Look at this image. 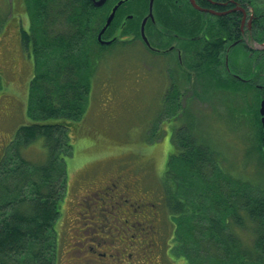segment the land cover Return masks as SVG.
I'll use <instances>...</instances> for the list:
<instances>
[{
	"label": "trees",
	"instance_id": "16d2710c",
	"mask_svg": "<svg viewBox=\"0 0 264 264\" xmlns=\"http://www.w3.org/2000/svg\"><path fill=\"white\" fill-rule=\"evenodd\" d=\"M15 1L20 14H26L29 20V30L21 29L20 40L23 50L34 60L35 74L27 104L32 124L21 126L0 154V264H60L59 227L69 197L66 158L73 155L70 126L84 121L93 76L104 48L143 42L141 17L148 7L144 0L122 5L103 35L105 41L113 40L107 45L99 42L98 33L118 0H108L102 7L95 6L92 0ZM133 4L144 10L133 8ZM159 5L164 11H160L156 23L149 21L146 25L152 47L157 46L156 41L166 43L167 29H181L179 7L171 11L163 8L161 2ZM11 7L12 2L9 11ZM130 14H134L132 19L128 18ZM6 22L7 19L0 21L4 27ZM154 31L161 38L153 41ZM145 48L152 54L169 56L151 51L146 44ZM176 63L180 67V61ZM173 71L180 73L179 68ZM172 89L164 96L161 121L174 123L165 133L159 132L163 124L155 123L145 147L150 148L163 136L170 145L165 167L163 162L153 164L160 185L152 194L159 199L165 224L169 220L171 224L167 226L171 232L161 229L163 234H172L173 241L168 249L166 244L162 246L167 253L165 263L264 264V185L244 173L251 168L264 174V153L257 146L254 153H249L250 147L247 151L244 148V162H236L226 147H216L203 136L202 124L191 107L181 106L180 88L175 83ZM40 138L48 148V158L31 162L23 150ZM243 138L237 132L236 139ZM222 144L228 146L226 142ZM134 226V235L139 231V236L153 229H147L146 224ZM76 232L82 245L79 250L87 253L85 257H99L102 251L91 249L85 230L77 227ZM143 241L136 243L142 248ZM96 245L100 248V243ZM73 249L77 250V246L72 243L70 251Z\"/></svg>",
	"mask_w": 264,
	"mask_h": 264
},
{
	"label": "rangeland",
	"instance_id": "374dc122",
	"mask_svg": "<svg viewBox=\"0 0 264 264\" xmlns=\"http://www.w3.org/2000/svg\"><path fill=\"white\" fill-rule=\"evenodd\" d=\"M11 1L13 4L16 2ZM160 2L170 10L167 1ZM9 6L10 0H0V21L7 19L5 27L0 23V70L4 73L3 77L0 72L2 75L0 154L12 143L21 126L32 124L28 117L27 104L31 80L35 74V64L23 50L20 40L21 29L29 30V20L28 17L17 19L21 9L16 3L13 11L12 7L9 11ZM132 6L140 11L144 10L142 7H135L134 4ZM178 43L172 44L177 46ZM102 52L104 56L98 61V70L93 76L84 121L70 126L73 155L66 158L69 197L59 227L62 236L60 264H79L73 260L87 255L79 250L82 245L78 242L75 244L79 246L76 254L70 251L72 243H75L77 227L85 230L87 242H92L90 247L94 252L102 251L98 255L100 260H87L88 264H166L167 253L162 251V246L166 244L168 249L173 241H171L172 234H166L165 231L163 234L161 229L163 227V230L168 231L167 226L170 227L171 224L170 220L167 225L165 224L167 222L164 221V212L159 206V199L152 196V191L160 185V177L157 178L159 173L153 164L156 162L159 165V162H163L165 167L170 154V145L163 136L164 139L152 143L150 148L145 147L150 143L148 139L152 126H156L155 123L163 124L159 129V132L163 133L172 127L174 122L161 121L165 105L164 96L172 89L173 84L176 83L179 88L181 87V81L178 79L181 76L177 74L174 78V74L169 71L171 65L173 68L177 67L173 61L171 64L169 59L164 57L165 55L146 51L145 46L139 41L128 47L104 48ZM173 92L172 89L171 93ZM187 98L181 101L182 108H186ZM201 99L205 102L202 101L200 104L195 99L190 100L189 107L194 115L203 121V136L216 147H226L228 155H233L236 162H244V148L247 151L250 147L249 153H251L248 139L246 137L233 139L226 142L228 146H223L224 138L219 139L214 117L211 115L212 109L209 105L212 98L204 96ZM238 120L244 122L245 116H238L236 121ZM220 126L223 128V124ZM232 127L233 125H230L223 129L229 132ZM208 128L209 132H207ZM236 132L245 136V129L241 125L237 127ZM23 154L31 162L46 161L48 148L44 139L40 138L24 148ZM250 157V154L246 156V162ZM235 166L236 171L239 172L237 165ZM245 170L244 173L249 178L264 185V174L255 172L251 168ZM119 179L120 187L125 190L120 192L129 193L138 203L148 202L147 212L145 208L136 212L134 208L137 204L130 206L124 202L120 203L122 199L116 204L109 203L107 199L110 193H105L101 188L107 187L108 182ZM125 185L130 188L126 189ZM150 199L156 204H151ZM153 206H156L154 210ZM154 211L156 218H153ZM140 216L143 217L141 220L144 222L139 221ZM82 217L84 219L79 223L78 219ZM102 218L104 220L100 222ZM137 224H146L147 229L151 227L153 229L145 231L143 228L147 234L141 236L139 231L135 230L137 233L134 235V225ZM137 227L138 230H142L141 226ZM141 239H144L142 248L136 243ZM97 243H100V248Z\"/></svg>",
	"mask_w": 264,
	"mask_h": 264
},
{
	"label": "flooded vegetation",
	"instance_id": "af4514ba",
	"mask_svg": "<svg viewBox=\"0 0 264 264\" xmlns=\"http://www.w3.org/2000/svg\"><path fill=\"white\" fill-rule=\"evenodd\" d=\"M150 1L145 2L148 14ZM153 1L158 18L160 1H167L171 11L177 7L180 9L181 32L166 30V43L156 41L157 46H165V49L151 45L148 47L151 51L169 53L171 64L175 59L180 61V93L181 100L188 97L186 107H189L191 98L201 104L205 102L201 98L210 96L212 100L208 105L212 112H209L213 114L219 139L224 138L225 142L236 139V129L241 125L250 142V150L253 151L257 146L264 153V0ZM157 37L160 34L154 31L153 41ZM173 42H179V48ZM240 115L245 116L244 122L236 121ZM222 124L223 128L230 125L233 127L228 132L220 126ZM120 182V179L108 182V188H101L105 193H110L107 199L110 204H116L122 199L120 203L130 206L137 204L138 208H134L136 212L141 208L149 209L148 202L138 203L129 193H121L125 190L120 187ZM124 187L130 188L128 185ZM132 200L136 202L132 203ZM150 201L156 204L153 199ZM153 215H156L155 211ZM75 234L79 235L78 232ZM74 240L73 246L76 248L75 244L81 242L77 237ZM85 256H79L76 263L88 264L87 260H100L99 257Z\"/></svg>",
	"mask_w": 264,
	"mask_h": 264
},
{
	"label": "water",
	"instance_id": "95a60500",
	"mask_svg": "<svg viewBox=\"0 0 264 264\" xmlns=\"http://www.w3.org/2000/svg\"><path fill=\"white\" fill-rule=\"evenodd\" d=\"M105 2H106V0H99V1H96V5H97V6H102ZM121 4H122V2H119V3L113 8L111 14L109 15L105 27L103 28V30H102L101 33L99 34L98 39H99L100 42L105 43L104 41H102V35H103V33L106 31V29L110 26V24L112 23V21H113L115 15H116V12H117V10H118V8H119V6H120ZM150 11H151V12H150V16H153V14H152V8H151ZM147 19H148L147 17L144 19V21H143V25H142V34H143L144 37H145V34H144V33H145V32H144V25H145V22H146ZM108 43H109V42H108Z\"/></svg>",
	"mask_w": 264,
	"mask_h": 264
}]
</instances>
